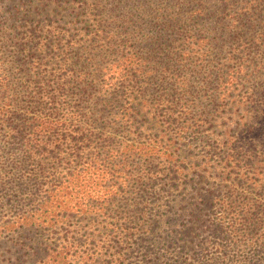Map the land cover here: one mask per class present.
<instances>
[{
  "label": "trees",
  "instance_id": "1",
  "mask_svg": "<svg viewBox=\"0 0 264 264\" xmlns=\"http://www.w3.org/2000/svg\"><path fill=\"white\" fill-rule=\"evenodd\" d=\"M44 1L0 0V17L11 22L0 27V37L13 42V33L20 32L21 49L10 58L24 76L11 83L0 59V182L17 185L23 199L13 216L0 220L2 232L53 227L55 202L71 199L84 184L103 183L114 196L157 182L177 189L190 175L192 188L198 181L212 185L206 191L214 205L205 198L203 204L217 208L212 227L221 235L213 247L218 264H264V0H158L163 9L143 12L153 31L147 38L153 53L162 36L183 29L188 49L172 39L161 52L163 61L148 66L129 50L128 40L107 30L121 20L99 16L109 9L106 3L118 9L120 0H75L68 27H14L21 18L40 15L50 2L54 12L56 0ZM123 1V9L128 4L142 10L149 0ZM201 128L206 139L201 158L187 173L176 157L181 141ZM195 190L191 200L198 202ZM196 209L188 215L199 222ZM88 213L104 218L108 247L109 236L122 250L136 243L139 226H130L128 215L120 221L99 206ZM136 222L144 227L146 221L140 215ZM67 245L32 244L31 254L21 255L47 264L58 249L67 255ZM170 255L166 249L145 253L138 264H168Z\"/></svg>",
  "mask_w": 264,
  "mask_h": 264
},
{
  "label": "rangeland",
  "instance_id": "2",
  "mask_svg": "<svg viewBox=\"0 0 264 264\" xmlns=\"http://www.w3.org/2000/svg\"><path fill=\"white\" fill-rule=\"evenodd\" d=\"M74 1L56 0L54 12H52L54 3L50 2L49 7L40 15L21 18L18 23L14 24V27L19 24H26L33 29L48 23H53L60 28L68 27L72 18L70 10H72L73 5L71 4H74ZM123 2V0L117 1L119 8L111 9L114 4H107L103 0L109 9L99 12V16L104 21L109 15H113L115 20H121L117 21L115 26H112L113 28H107V30L128 40L126 45L130 46L129 50L138 57L145 59L144 66L163 61L160 57L161 52H163V48H167L166 44H169L172 39L177 40L176 43L180 49H188L183 41L186 29H183L179 30L181 32L177 34L169 32V34L162 36L163 41L160 42L159 52L153 53L152 46L147 41L153 31L143 18L145 14L148 16L158 9H163L161 2L149 0L143 5L142 10L132 9L128 4L123 9ZM36 3H38L37 0H35ZM43 3L46 2L43 0L38 5ZM3 6H5L4 3ZM10 24V21L0 17V27ZM14 27L10 29L11 33H13ZM72 33H74L73 30ZM13 34L16 36L13 42H6L0 37V59L4 63L1 68L3 71H8V80L16 84L24 76L17 73L18 63L15 59L11 60L10 58L14 51L21 49L19 46L20 32ZM186 63L188 67L189 62ZM195 63L196 61L192 60L191 66ZM179 69L181 72L184 70L182 67ZM154 91L155 89H152L151 93ZM194 96L198 98V95ZM200 97L203 98L201 94ZM216 126L217 124L211 126L212 131H219ZM198 131L199 133L188 136L184 141H181L183 143L181 145L182 151L180 156L176 157L177 164H183L187 173L191 172V169L188 168L198 166L202 144H205L203 128ZM0 162L2 161L0 160ZM3 168L4 172L9 171V167L3 166ZM9 177L17 180L18 176L9 175ZM3 178H6L5 175ZM206 179L213 181L211 177ZM186 180L185 186H180L177 189L164 186L165 182H157L153 185H132L125 190L124 195L114 194V196L103 183L94 186L84 184L74 190L77 192L72 195L71 199L65 197L55 202L59 206L56 214L60 212V215L54 214L51 221V224H54L53 227H45L44 229L43 227L47 226L45 224L41 229L34 230L33 233L29 234H24L25 232L21 231L16 232L15 227H10V230L3 232L0 228V264H11L9 260L19 257L18 263L15 264H34L29 257L21 255L23 252L31 254V251L27 249L28 246L35 244L44 249V246L51 243L60 248L65 242L69 243L65 246L67 255L59 253L61 249H58L56 254L47 258V264H106L107 262L109 264H138V256L145 253L151 255L161 253L163 249L168 250L171 254L168 264H181L185 261L188 264H218L216 259L218 254L213 247L221 243L219 238L221 235L212 227L213 215L217 212V208L203 204V202L208 201V204L214 205V200L207 198V191L212 188V185L198 181V186L192 188V177L189 175ZM196 188H198V202H193L191 195L195 193ZM22 200L17 185L0 182V220L5 221L13 216L15 211L23 205ZM65 200H70L67 206L62 205ZM90 206L106 208L113 218L120 221L128 215L132 222L130 226H139V232L134 237L136 243L129 250H125V248L122 250L115 243L114 237L109 236L108 238L113 240V243L110 245L111 247H108L105 232L101 229V222L104 218L100 215H90L88 213ZM195 206L198 208L196 209L198 210V214H196L198 217L196 216V218L200 220L199 222L193 221V217L188 215V212ZM63 212H65L64 216ZM140 215L143 216V221H146L144 227L143 224L136 222ZM48 228L51 229L48 230ZM19 232L23 233V237L27 239L20 238ZM112 235L119 238L120 234L113 233ZM39 258H44V254L40 253ZM21 260H26V262L20 263Z\"/></svg>",
  "mask_w": 264,
  "mask_h": 264
}]
</instances>
